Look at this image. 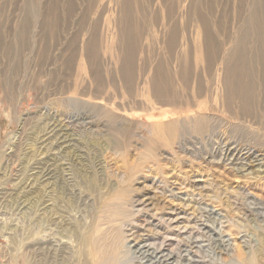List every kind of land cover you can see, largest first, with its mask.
Instances as JSON below:
<instances>
[{"label": "rangeland", "instance_id": "1", "mask_svg": "<svg viewBox=\"0 0 264 264\" xmlns=\"http://www.w3.org/2000/svg\"><path fill=\"white\" fill-rule=\"evenodd\" d=\"M133 1L138 9L134 13L135 21L141 27V39H137L138 47L134 48V70L124 78L120 75V63H117L124 45L119 42L120 29L124 26L121 22V0H96L92 6L90 0H0V194L6 199L0 201V264H95L97 254L90 261L86 259L85 254L91 247L82 242L83 235L92 228V234L96 230L95 216L100 217L104 211H101L104 204L99 202H109L111 193L125 188L130 192L125 198L130 217L125 222L115 223L121 232L122 245L117 262L113 264H155L169 259L168 264L263 263L264 161L251 163L252 160H247L238 162V166H234L237 163L232 161L218 163V157L217 160L210 157L218 146L215 145L218 139H215L216 143L214 140L202 141L191 130H181L179 140L172 147L157 141V149L152 150L149 156L143 155L147 148L145 143L151 138L150 125L172 121L176 117L184 123L182 120L195 116L199 107L206 105L207 99L210 100L207 106L212 108L211 104L226 95L223 73L216 71L211 81V76L205 73L204 56L203 59L201 56L199 63L193 64L194 79L188 91L192 98L195 97L193 107L187 113L162 115L169 109L153 99L149 81L160 60L167 63L170 72L175 74L178 69L177 61L169 59V32H177L179 53L182 49L191 48L194 59L196 55H204L206 46H215L220 50L216 53V61L219 62L221 53H224L222 59L225 61L233 42L240 32L242 35L241 25L256 0ZM255 12L264 30V6ZM30 16L34 21L29 28L30 39L23 50L15 35L21 29L20 22ZM53 17L57 18L54 30H51L47 24ZM199 19L207 20L208 27L202 26ZM206 29L211 36L203 40L200 34ZM91 39L97 40V46L99 43L102 45L103 53L99 50L101 53H98L96 61L90 60L84 49ZM72 42L77 46V64L74 61L68 67V48ZM109 43L114 45L110 51L113 57L109 54L112 49ZM197 46L201 47L198 54L195 53ZM218 65L216 63L215 67ZM94 72L101 82L95 81ZM200 77L205 87L201 93L200 85H197ZM129 82L132 83L131 89ZM176 82L180 88L178 78ZM197 94L203 97L196 99ZM261 101L264 109V99ZM7 110L11 112L10 118L5 116ZM224 111L219 105L215 112L218 114L216 133L224 140L225 135H229L227 140L241 143V146L238 144L240 149L248 146L247 151L253 155L264 156V137L259 140L247 138L245 132L234 130L240 123L223 114ZM204 112L206 115L211 113L210 110ZM110 114L118 117L122 125H108L107 115ZM47 121L52 125L58 121L56 126L60 124L63 128L57 127L51 132V127H44ZM123 126L131 132L130 144L125 150L114 147L111 141L113 128ZM5 146H9L10 151ZM239 163L248 165L245 172H240L242 165ZM46 201L51 202L56 211L46 215L42 225H36L34 220H30V224L27 219H18L19 225L14 227L16 232H10L16 223L15 218L12 220L16 208L18 211V207L26 205L27 208L34 202L39 208L36 210H42L49 205ZM36 210L31 208L32 212L37 213ZM35 215L33 213L31 217ZM38 226L43 228L40 230ZM72 239H80V243ZM44 240L57 252L52 250L51 255L50 252L47 254Z\"/></svg>", "mask_w": 264, "mask_h": 264}, {"label": "bare ground", "instance_id": "2", "mask_svg": "<svg viewBox=\"0 0 264 264\" xmlns=\"http://www.w3.org/2000/svg\"><path fill=\"white\" fill-rule=\"evenodd\" d=\"M212 1V0H211ZM96 2V0H90V5H94ZM141 2V1H140ZM165 2V1H164ZM176 2V1H175ZM195 2V1H194ZM197 2V1H196ZM120 3V2H119ZM187 3V2H186ZM169 4V3H168ZM172 4V3H171ZM170 4V5H171ZM176 4V3H175ZM202 4V3H201ZM121 5H122V11H121V16H122V24L124 25L123 27H121L120 29V38H119V42L124 44L122 49V55L119 58V61H117V63H120V70L122 76H130V74L132 73V71L134 70V59L136 56V47L137 46V39H141L140 37V28L139 24L136 23L135 18L136 15L134 13V11H136L137 7L136 4L134 3L133 0H121ZM203 5V4H202ZM200 6V5H199ZM198 6V8H199ZM264 6V0H256L254 2V7L252 8L251 13L247 16V19L245 22L242 23V35L241 32L238 36L237 39H235V42H233V46L231 48V50L229 51V56H227L228 59H226L225 61H223L224 59V53H221L219 56V62H217L216 58L218 57L217 54L219 53V47H210V46H206L204 52L199 56L196 55L195 58L193 59V54H192V50L191 48H187V49H182V51L179 53L177 51L176 45H177V32L176 31H171L169 32V40H168V54H169V59L170 60H176L177 61V71L174 74V72H170L168 70V66L167 63H165V61H159L158 64L156 65V67L154 68V73L152 78L149 81V86H150V90L152 93V97L153 99L156 101V103H158L161 106L164 107H168L169 110L163 112V116L168 117V116H174L176 114H183V113H187L190 111L191 107H193V103L195 102V97L192 98V96L189 95V87L191 84V81L193 78V73H194V68H193V64H198L199 60H201V56L203 59L204 56V63L206 64V72L209 76H211L210 80L212 81V79H214L215 77V73H217L216 71H221L223 73V77H222V83L225 87L226 90V95L224 97V99H221L218 101H215V104H211L212 108H210V106H207V104L210 102L209 99L206 100V105L199 107V111L197 112V114L193 117H189L186 120H182L184 121V123H181V119H178L177 117L175 118V120H170V121H166L164 123H157V124H152L149 126V130H150V134H151V138L149 140L146 141V151L143 154L144 156H149L150 152L152 150H156L157 149V141H162L163 143H165L166 146L172 147L173 144L175 142H177L179 140V137L181 135V130H191L199 139H201L202 141H209L212 142V140H214L217 138V144L218 145L217 148H214V150H212L210 157L215 158L217 160L218 157V163H225V162H236L237 164H235L234 166H238V162H244L247 160H252L251 163H261V161H264V156H255L256 154L253 155V153H250V150L247 151V148L245 149H240L238 148V142H230L229 140H227L228 136L225 135V140L222 138V135L220 136L219 134H217V117L218 114H216V110L217 107H219V105H221L224 108V113L223 114H228L229 116L233 117V120H235L236 122L240 123L238 125V127H236L237 131H241V132H245L247 138H254V139H260L261 136L264 137V109L261 108V98L264 99V30H262V28L259 25L260 19L259 16L256 14V9L260 8ZM119 7V6H118ZM169 7V5H168ZM161 9V8H160ZM172 9V8H171ZM138 10V9H137ZM169 10V9H168ZM177 10V9H175ZM150 11V10H149ZM170 11V10H169ZM197 11V10H196ZM140 12V10H139ZM148 12V11H147ZM157 12V11H156ZM195 12V11H194ZM141 13V12H140ZM151 13V12H149ZM148 13V14H149ZM154 13V12H153ZM170 14V13H169ZM168 14V15H169ZM182 14V13H181ZM203 15V14H202ZM135 16V17H134ZM190 16V15H189ZM192 17L195 16V13L193 15H191ZM200 16V15H199ZM165 17V16H164ZM181 17V16H180ZM183 17V16H182ZM202 17V16H201ZM33 16L28 17L26 20H22L20 22V27L21 29L17 32V35H15L16 39L19 43L21 48H23L26 46L27 42L30 39V32H29V28L31 27V25L33 24ZM57 17H53L50 19V22H48V26L50 27L51 30H54V26H55V21H56ZM105 18V17H104ZM141 18V17H140ZM150 18V16H149ZM161 18V16H160ZM176 18V17H175ZM168 19V18H167ZM104 21V19H103ZM102 21V23H104ZM179 21V20H178ZM193 21V20H192ZM200 23H202V26H207V20L203 21L202 19H199ZM153 22V21H152ZM180 22V21H179ZM185 23V21L183 22V24ZM193 24V23H192ZM178 25V24H177ZM186 25V24H185ZM117 26V25H116ZM198 27V26H197ZM211 27V26H210ZM102 28V27H101ZM118 28V27H117ZM175 28V27H173ZM188 28V27H187ZM190 28V27H189ZM99 29V28H98ZM186 30V29H185ZM192 31V30H191ZM183 32V31H182ZM211 32V30H210ZM193 33V31L191 32ZM183 34V33H182ZM79 35V34H78ZM77 35V36H78ZM192 35V34H191ZM201 37H203V40L208 39L211 34L209 33V31L206 29L203 34H200ZM102 36V35H101ZM105 36V35H104ZM147 36V35H145ZM213 36V35H212ZM80 37V36H79ZM103 37V36H102ZM118 37V36H117ZM164 37V36H163ZM188 37V36H187ZM186 37V38H187ZM192 37V36H191ZM33 38V37H32ZM75 41L77 40L76 37ZM73 38V40H74ZM81 38V37H80ZM235 38V37H234ZM101 39V38H100ZM104 39L107 40L106 37H104ZM102 40V39H101ZM106 40L104 45L106 44ZM117 40V38H116ZM187 40V39H186ZM193 40V39H192ZM50 41V40H49ZM75 41H73L75 43ZM110 41V40H109ZM72 42V44L69 46L68 48V52L70 53L69 55V59H68V63L66 64V66L71 67L72 64H74V61L76 63V51H77V46H73L74 43ZM77 42V41H76ZM104 42V41H103ZM111 42V41H110ZM117 42V41H116ZM147 42V41H146ZM180 42V41H179ZM182 42V40H181ZM192 42V41H191ZM194 42V41H193ZM80 43V42H79ZM112 43V42H111ZM109 43V44H111ZM115 43V42H114ZM113 43V44H114ZM152 43V42H151ZM87 44V43H86ZM103 44V43H102ZM109 44H108V48H109ZM186 43H184L185 45ZM190 44V43H189ZM166 45V44H165ZM197 45V44H196ZM251 45H255V46H251ZM99 46V47H98ZM97 46V40L96 39H91V41L88 42L87 46L84 48L86 49L88 55L87 57H91L90 60L94 59L95 61L97 59H99L98 57V53L100 54L101 52H99V50L102 49V45L101 43H99V45ZM112 46V49H111ZM110 49H107V51H113V46L111 44ZM118 46V45H117ZM116 46V47H117ZM147 46V44H146ZM145 46V47H146ZM227 46V45H226ZM105 48V46L103 47ZM179 48V45H178ZM201 48V47H200ZM200 48L197 46L195 53L198 54V51L200 50ZM225 48V47H224ZM228 48V47H227ZM106 49V48H105ZM148 49V48H147ZM193 49V47H192ZM181 50V48H180ZM228 50V49H227ZM102 51V50H101ZM106 51V53H107ZM159 51V50H158ZM201 51V50H200ZM108 52V53H109ZM224 52V51H223ZM103 53V51H102ZM217 53V54H216ZM1 54V53H0ZM110 57L112 56L111 54L113 53H109ZM108 54V55H109ZM118 54V53H117ZM146 54V53H145ZM159 54V53H158ZM157 54V55H158ZM78 55V53H77ZM102 55V54H101ZM161 55V54H160ZM81 56V55H80ZM105 56V55H104ZM103 56V57H104ZM114 56V55H113ZM112 56V57H113ZM102 57V56H101ZM100 57V58H101ZM118 57V55H117ZM156 57V56H155ZM80 58V57H79ZM105 58V57H104ZM106 59V58H105ZM111 59V58H110ZM103 60V59H102ZM113 60V58H112ZM143 60V59H142ZM79 61V60H78ZM82 61V60H81ZM101 61V60H99ZM150 61V60H149ZM83 62V61H82ZM81 62V64H82ZM88 62V61H87ZM114 63V62H113ZM153 63V62H152ZM219 64L218 66L215 67V65ZM77 64V63H76ZM92 64V63H91ZM155 64V62H154ZM153 64V65H154ZM170 64V63H169ZM168 64V65H169ZM79 65V64H78ZM77 65V66H78ZM74 66V65H73ZM144 66H147L146 64ZM116 67V65H115ZM150 67H152L150 65ZM110 68V67H109ZM196 68V67H195ZM22 69V68H21ZM66 69V67H65ZM111 69V68H110ZM19 70V69H18ZM77 70V69H76ZM97 70V68H96ZM99 70V68H98ZM112 70V69H111ZM68 71V68H67ZM101 71V69L99 70ZM104 71V70H103ZM145 71V69H144ZM149 71V70H148ZM110 72V71H109ZM70 73V72H69ZM111 73V72H110ZM110 73L108 75H110ZM146 73V72H145ZM148 73V72H147ZM68 74V72H67ZM137 74V73H136ZM200 76L201 74L198 73ZM197 74V75H198ZM221 74V73H220ZM107 75V76H108ZM152 75V74H151ZM196 75V76H197ZM93 77V75H92ZM91 77V78H92ZM94 77H95V81L97 82H101V78L95 74L94 72ZM105 77V76H104ZM142 77V76H141ZM205 77V75H204ZM123 78V79H124ZM177 78L180 81V85H181V89L178 88L177 86ZM217 78V77H216ZM111 79V78H109ZM221 79V77H220ZM108 80V79H107ZM106 80V81H107ZM144 80V79H143ZM149 80V79H148ZM147 81V80H146ZM198 81V80H197ZM196 81V82H197ZM215 81V80H214ZM75 82V81H74ZM118 82V81H117ZM76 83V82H75ZM91 83V82H90ZM129 88L131 89V82H129ZM200 85L199 87V93L203 92V90L205 91V87L204 83L200 77V80L198 81ZM217 83V82H216ZM220 83V82H219ZM1 84V83H0ZM82 84V83H81ZM85 84V83H83ZM179 84V83H178ZM206 85V84H205ZM216 85V84H215ZM78 86V85H77ZM120 86V85H119ZM125 86V85H124ZM133 86V85H132ZM146 86V85H145ZM218 86V84H217ZM90 87V86H89ZM127 87V86H126ZM196 87V86H195ZM216 87V86H215ZM214 87V88H215ZM66 88V87H65ZM98 88V87H97ZM122 88V87H121ZM178 88V89H177ZM198 88V86H197ZM208 88V87H207ZM78 90V88H76ZM140 89V88H139ZM142 89V88H141ZM216 89V88H215ZM110 90V88H109ZM127 90V89H126ZM217 90V89H216ZM106 91V90H105ZM117 91V90H116ZM215 91V90H214ZM88 92V91H87ZM96 92V91H95ZM108 92V90H107ZM128 92V91H127ZM132 92V91H131ZM186 92H188L187 94H185ZM212 92V90H211ZM217 92V91H216ZM93 93V91H92ZM97 93V92H96ZM90 94V93H89ZM108 95V93H107ZM2 96V95H1ZM85 96V95H84ZM91 96V95H89ZM111 96V95H110ZM132 96V94H131ZM210 96V94H209ZM212 96V95H211ZM105 97V96H104ZM108 97V96H107ZM126 97V96H125ZM199 97H203L202 95L197 94L196 95V99ZM217 97V95H216ZM261 97V98H260ZM96 98V97H95ZM115 98V97H114ZM119 98V97H118ZM121 98V97H120ZM208 98V97H207ZM214 98V97H213ZM219 98V96H218ZM93 99V98H92ZM100 99V98H99ZM103 99V98H102ZM109 99V98H108ZM127 99V97H126ZM131 98H129L128 100L130 101ZM200 99V98H199ZM105 100V99H104ZM122 100V99H121ZM132 100V99H131ZM138 100V99H137ZM213 100V99H212ZM126 101V100H125ZM205 101V98H204ZM63 102V101H62ZM122 102H124V100H122ZM134 102V101H133ZM198 102V101H197ZM201 102V101H200ZM203 102V101H202ZM64 103V102H63ZM67 103V102H66ZM111 103V102H110ZM205 103V102H203ZM214 103V102H212ZM237 109H236V108ZM66 108V107H65ZM128 108V106H127ZM145 109H147L145 107ZM131 110V108H130ZM210 110V115H206V112ZM236 110V111H235ZM6 111V110H5ZM124 111V110H123ZM150 111V110H149ZM153 111V110H152ZM144 112V111H143ZM67 113V112H66ZM205 113V114H204ZM11 114L10 110H7V113L5 112V116H9ZM74 114V113H73ZM142 114V112H141ZM71 115V114H70ZM77 115V114H76ZM120 115V114H119ZM60 116V115H59ZM122 116V115H121ZM227 116V115H226ZM107 117L109 118V122L108 125H111V127L115 126L116 124L119 126V121H118V117H116L114 114H110L107 115ZM225 117V116H224ZM228 117V116H227ZM230 117V118H231ZM10 118V116L8 117ZM51 118V117H50ZM54 118V117H53ZM220 118V116H219ZM40 119V118H39ZM229 119V118H228ZM61 120V119H60ZM128 120V119H127ZM127 120L125 121L126 124L128 123ZM221 121V119H219ZM230 120V119H229ZM228 120V121H229ZM51 121V120H50ZM49 121V122H50ZM55 121V120H54ZM59 121V120H58ZM56 121V123L58 122ZM232 121V120H231ZM124 122V121H123ZM122 122V123H123ZM130 122V119H129ZM226 122V121H225ZM1 123V122H0ZM48 123V121H47ZM56 123H48V124H44V127H51L52 130L51 132H54V128H63L60 126V124ZM62 123V122H60ZM230 123V122H228ZM227 123V124H228ZM233 123V122H232ZM87 124V123H86ZM125 124V123H124ZM226 124V125H227ZM237 124V123H236ZM122 125V124H121ZM120 125V126H121ZM221 125V124H219ZM225 125V123H224ZM40 126V125H39ZM128 126V124H127ZM133 126V125H132ZM182 126V127H181ZM231 126V125H230ZM65 127V126H64ZM67 127V126H66ZM103 127V126H102ZM129 127V126H128ZM131 127V126H130ZM232 127V126H231ZM132 128V127H131ZM91 129V128H90ZM89 129V130H90ZM97 129V128H96ZM109 129V128H107ZM226 129V127H225ZM46 130V129H45ZM65 130H68L65 128ZM83 130V129H82ZM114 130V131H113ZM113 132L111 134V141L114 143V147L119 148L121 147L123 150L126 149L130 139H131V132L129 131V129L127 127H118L117 129L113 128ZM110 131V130H108ZM230 131V130H229ZM47 132V131H46ZM44 132V133H46ZM57 132V131H56ZM62 132V131H60ZM226 132V131H224ZM43 133V134H44ZM63 133V132H62ZM147 133V132H146ZM149 133V132H148ZM227 133V132H226ZM48 134V133H47ZM55 134V133H54ZM262 134V135H260ZM45 135V134H44ZM50 135V134H48ZM52 135V133H51ZM56 135V134H55ZM61 135V134H60ZM89 135V134H88ZM147 135V134H145ZM219 135V136H218ZM241 135V134H240ZM53 136V135H52ZM68 136V135H67ZM224 136V135H223ZM96 137V136H95ZM208 137V138H206ZM221 137V138H220ZM230 137V136H229ZM243 137V136H242ZM16 138V137H15ZM46 138V137H45ZM53 138V137H52ZM18 139V138H17ZM61 139V138H60ZM67 139V137H66ZM12 140V138L10 139ZM42 140V139H41ZM13 141V140H12ZM45 141V140H43ZM48 141V140H47ZM51 141V140H50ZM54 141V140H53ZM52 141V142H53ZM66 141V140H65ZM64 141V142H65ZM229 141V142H228ZM236 141V140H235ZM63 142V143H64ZM80 142V141H79ZM61 143V142H60ZM200 143V142H199ZM198 143V144H199ZM216 143V142H215ZM11 144V143H10ZM130 144V143H129ZM187 144V143H186ZM57 145V144H56ZM214 145V144H213ZM214 145V146H215ZM49 145L47 144L46 148ZM58 146V145H57ZM60 146V145H59ZM62 146V145H61ZM8 147L7 150H9V146H5V148ZM11 147V146H10ZM44 147V146H43ZM52 147V146H51ZM243 147V145H242ZM44 148V149H46ZM184 148V147H183ZM250 148V147H249ZM42 149V148H41ZM43 149V150H44ZM28 150V149H27ZM36 150V149H35ZM47 150V149H46ZM10 151V150H9ZM41 152V151H40ZM49 152V151H48ZM46 153V152H45ZM200 153V152H199ZM39 154V153H38ZM42 154V153H41ZM260 155V154H259ZM25 156V155H24ZM149 158V157H148ZM67 160V159H66ZM148 160V159H147ZM154 160V159H153ZM212 160V159H210ZM42 162V161H41ZM216 162V161H215ZM38 163V162H37ZM64 163V162H63ZM98 163V162H97ZM241 164V163H239ZM246 164V163H245ZM37 165V164H36ZM65 165V164H64ZM232 165V164H231ZM242 167L239 170H242L240 172H245L246 171V167L248 165H244L243 163L241 164ZM250 165V164H249ZM64 167V166H63ZM240 167V166H239ZM57 168V167H56ZM257 169V168H256ZM29 170V169H28ZM72 170V169H71ZM49 171V170H48ZM50 172V171H49ZM54 172V171H53ZM68 172V171H67ZM6 173V172H5ZM36 173V172H35ZM43 173V172H42ZM258 173V172H257ZM55 174V173H54ZM131 174V173H130ZM246 174V173H245ZM43 175V174H42ZM48 175V174H47ZM53 175V174H52ZM39 176V175H38ZM44 176V175H43ZM53 177V176H52ZM52 177H48L50 180H52ZM45 178V176H44ZM58 178V177H57ZM27 179V178H26ZM38 179V178H37ZM46 179V178H45ZM48 179V180H49ZM28 181V180H27ZM47 181V180H46ZM29 185V184H28ZM44 185V184H43ZM2 186V185H1ZM16 186V185H15ZM27 186V185H26ZM48 186V185H46ZM34 188V186H33ZM94 188V187H93ZM24 189H26V187H24ZM29 189V188H28ZM23 190V189H22ZM31 191V190H29ZM29 191H27L26 193H28ZM48 191V190H47ZM56 191V190H55ZM24 193V192H23ZM22 193V194H23ZM54 193V192H53ZM21 194V195H22ZM52 194V193H51ZM130 192L128 189H123L121 191L115 192V193H111V199H109L110 201L107 202L106 200L104 202H99V203H103L104 206H102L101 211H103V213H101L102 215H100V217H96L95 219V227L96 230H94V234H92V230L89 231V233H87L86 235H83L82 238V242L87 246L91 247L90 251L86 252L85 256L86 259L88 261H90L93 257L95 258V254H97V258H95V264H113L114 262H117V257L120 254V248H121V232L119 233V230L115 223L118 222H125L129 217H130V213H128V209H127V202L126 199L129 196ZM2 196H0V201L1 200H6L5 196L3 194H0ZM20 195V196H21ZM37 195V194H36ZM110 195V194H109ZM7 196V195H6ZM39 196V195H38ZM42 196V195H41ZM46 196V195H45ZM60 196V195H59ZM107 196V195H106ZM105 196V198H106ZM23 197V196H22ZM37 197V196H36ZM102 197V196H101ZM45 198V197H44ZM50 198V197H49ZM60 198V197H59ZM58 198V199H59ZM100 198V196H99ZM103 198V197H102ZM101 198V199H102ZM126 198V199H125ZM18 199V198H17ZM26 199V198H25ZM39 199V198H38ZM57 199V198H56ZM55 199V200H56ZM60 200V199H59ZM58 200V201H59ZM100 200V199H99ZM108 200V199H107ZM27 200H24V202H26ZM40 201V200H39ZM43 201V200H42ZM61 201V200H60ZM70 201V200H69ZM102 201V200H101ZM20 202V201H19ZM29 202V200H28ZM47 204L48 201H46ZM57 202V201H56ZM4 203V202H1ZM21 203V202H20ZM40 205V202H38ZM98 203V204H99ZM36 203L32 202V205L29 207H25L22 206V208L18 207V211L16 208L13 213L15 214V217L12 216V220L13 218L14 221L16 223H13V229H9L11 230L10 232H16V230L14 229V227H18L19 222H17L18 219H27V222H29L30 220H34V222L36 223V225L40 224L42 225V220L44 221V218L46 217V215H52V213L55 210V207L52 208V204L50 202L49 205L43 207V209L41 210H36V208L38 207V205H35ZM45 204V203H44ZM43 204V205H44ZM18 206V204H16ZM24 205V204H22ZM54 205V204H53ZM32 209H35L37 211V213L40 211H42V213H35L31 211ZM39 209V208H37ZM8 210V209H7ZM31 211L30 214H28V211ZM56 211V210H55ZM7 212V211H6ZM17 212V213H15ZM65 212V211H64ZM36 214L34 217H31L32 215ZM59 213V212H58ZM56 213V214H58ZM99 215V214H98ZM7 216V215H6ZM59 216V215H58ZM61 216V215H60ZM64 215H62L63 217ZM8 217V216H7ZM52 217V216H51ZM57 217V216H56ZM55 218V217H54ZM4 219V218H3ZM52 219V218H51ZM84 219V218H83ZM102 219V220H101ZM64 220V218H63ZM2 221V220H1ZM6 221V220H5ZM19 221V220H18ZM53 221V220H52ZM66 222V220H64ZM63 221V222H64ZM23 222V221H22ZM32 222V221H31ZM31 222H29L30 224H32ZM33 222V223H34ZM58 222V221H57ZM62 222V223H63ZM4 223V222H3ZM46 223V222H45ZM119 223V224H120ZM11 224V222H10ZM29 224V226H31ZM64 224V223H63ZM68 224V223H67ZM35 225V226H36ZM52 225V224H51ZM120 226V225H119ZM5 227V226H4ZM40 229L41 227L38 226ZM44 227V225H43ZM42 227V228H43ZM57 227V226H56ZM64 227V226H63ZM61 227V228H63ZM68 227V226H67ZM71 227V226H70ZM6 228V227H5ZM29 228V227H27ZM58 228V227H57ZM60 228V229H61ZM121 228V227H120ZM21 229V228H20ZM19 229V230H20ZM34 229V228H33ZM47 229V227H46ZM53 229V228H52ZM51 229V230H52ZM64 229V228H63ZM69 229V227H68ZM67 229V230H68ZM41 230V229H40ZM48 230V229H47ZM54 230V229H53ZM52 230V231H53ZM57 230V229H56ZM73 229H70V231ZM77 230V227H76ZM75 230V231H76ZM95 231H98L95 233ZM6 232V231H5ZM19 232V231H18ZM46 232V231H45ZM51 232V231H50ZM47 232V233H50ZM88 232V231H87ZM8 233V231H7ZM4 233V234H7ZM35 233L32 232V234ZM53 233V232H52ZM68 233V232H67ZM76 233V232H75ZM86 233V231H85ZM17 234V233H16ZM38 234V233H37ZM59 234V232H58ZM66 234V231H65ZM64 234V235H65ZM74 234V233H73ZM0 235H2V233L0 232ZM11 235V234H10ZM9 235V236H10ZM35 235V234H34ZM46 236H49L47 234H45ZM44 235V236H45ZM70 237H73L71 234H69ZM43 236V234H42ZM52 235H50L51 237ZM58 236V235H57ZM75 236V235H74ZM81 236V235H80ZM25 237V236H23ZM60 237V236H58ZM65 237V236H64ZM96 237V238H95ZM13 238V237H12ZM54 238V237H53ZM56 238V237H55ZM54 238V239H55ZM67 238V237H66ZM76 238V237H75ZM80 238V237H79ZM19 239V237H18ZM49 239V238H48ZM70 239V238H69ZM67 238V240H69ZM123 239V237H122ZM191 239V238H190ZM40 240V239H39ZM57 240V239H55ZM73 240V239H72ZM78 240V239H77ZM76 239L73 240V242L77 241ZM20 241V240H19ZM41 241V240H40ZM47 241V239H46ZM45 240L43 241L44 245H46L48 247V249H44L46 251V253L51 255L52 254V250L56 251L55 247L46 242ZM51 241V240H50ZM80 243V239L78 240ZM18 242V241H17ZM42 242V241H41ZM54 242V241H53ZM63 242V241H62ZM13 243V242H12ZM65 243V242H63ZM76 243V242H75ZM197 243V242H196ZM33 244V243H32ZM54 244V243H53ZM61 244V241H60ZM78 244V243H77ZM65 245V244H64ZM197 245V244H196ZM40 246V245H39ZM58 246V245H57ZM78 246V245H77ZM46 247V248H47ZM61 247V246H60ZM66 247V246H64ZM64 247H62L64 249ZM196 247V246H195ZM59 248V247H58ZM79 248V247H78ZM83 248V247H82ZM69 249V248H68ZM78 250V249H76ZM86 250V248H85ZM191 250V249H190ZM44 251V252H45ZM61 251V250H60ZM66 251V250H64ZM75 251V250H74ZM82 251V249H81ZM44 254V253H43ZM55 254V253H54ZM79 254L81 255V252H79ZM147 254V253H146ZM46 255V254H45ZM48 255V256H50ZM71 255V254H70ZM76 255V254H75ZM145 255V254H144ZM34 256V255H33ZM63 257V256H62ZM45 258V256H44ZM60 258V257H59ZM75 258V257H74ZM157 258V257H156ZM76 259V258H75ZM245 259V258H244ZM248 259V258H247ZM250 259V258H249ZM70 260V259H68ZM74 260V259H73ZM79 261V259H77ZM169 260H159L158 262H156L155 264H168ZM178 260V259H177ZM252 261V260H251ZM152 262V261H151ZM246 262V261H245ZM248 262V261H247ZM261 262H263L262 264H264V261L261 260ZM84 263V262H83ZM252 263V262H251ZM67 264V263H66ZM116 264V263H115ZM205 264V263H204ZM249 264V263H248Z\"/></svg>", "mask_w": 264, "mask_h": 264}]
</instances>
